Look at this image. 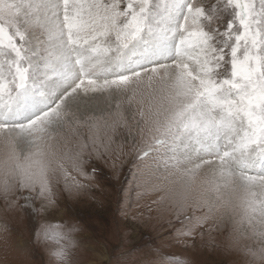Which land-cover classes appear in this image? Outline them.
Masks as SVG:
<instances>
[{
    "label": "snow or ice",
    "instance_id": "6c2138e0",
    "mask_svg": "<svg viewBox=\"0 0 264 264\" xmlns=\"http://www.w3.org/2000/svg\"><path fill=\"white\" fill-rule=\"evenodd\" d=\"M123 136L174 235L227 226L264 264V0H0V201L55 264H77L81 230L48 222L58 191L88 187Z\"/></svg>",
    "mask_w": 264,
    "mask_h": 264
},
{
    "label": "rangeland",
    "instance_id": "374dc122",
    "mask_svg": "<svg viewBox=\"0 0 264 264\" xmlns=\"http://www.w3.org/2000/svg\"><path fill=\"white\" fill-rule=\"evenodd\" d=\"M116 143L124 151L93 158L89 169L94 166L97 172L83 181L88 187L71 195L60 189L58 208L47 217L52 225L81 229L75 234L77 264H144L161 253L183 258L186 264H244V257L228 246L227 226L202 229L194 237L174 235L181 225L160 199L162 193L152 190V177L133 164V138L123 136ZM36 228L28 211H5L0 201V264H55L49 253L57 247L55 241L36 240Z\"/></svg>",
    "mask_w": 264,
    "mask_h": 264
},
{
    "label": "bare ground",
    "instance_id": "6f19581e",
    "mask_svg": "<svg viewBox=\"0 0 264 264\" xmlns=\"http://www.w3.org/2000/svg\"><path fill=\"white\" fill-rule=\"evenodd\" d=\"M206 251V250H205Z\"/></svg>",
    "mask_w": 264,
    "mask_h": 264
}]
</instances>
